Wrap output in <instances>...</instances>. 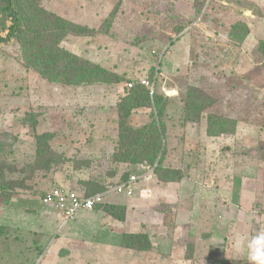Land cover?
Instances as JSON below:
<instances>
[{"label": "rangeland", "instance_id": "obj_1", "mask_svg": "<svg viewBox=\"0 0 264 264\" xmlns=\"http://www.w3.org/2000/svg\"><path fill=\"white\" fill-rule=\"evenodd\" d=\"M41 3L97 31L67 36L65 50L128 82L55 85L24 67L16 41L0 44V186L13 187L8 193L0 190V264H249L247 242L264 230V0ZM6 34L0 30V36ZM151 69L153 81L147 79ZM144 79L155 84L159 96L174 99L166 102L163 167L179 169L186 178L173 186L161 187L165 183L156 176L142 177L155 166L110 161L116 100L129 84ZM191 87L216 100L204 114L228 119L225 135L208 137L204 124L185 123ZM198 105L190 106L188 117H194ZM140 113L137 122L143 121ZM45 132L55 133L51 146L71 161L32 172L35 138ZM124 173L127 179L140 178L135 195L110 194L99 210L83 212L80 224L61 229L58 212L42 203L54 188L81 194L96 190L85 181L113 187ZM141 189L151 194L140 199ZM161 189L174 203L164 202ZM106 205L127 206L125 221L100 217ZM125 234L147 235L150 248L122 247ZM237 236L245 238L239 247Z\"/></svg>", "mask_w": 264, "mask_h": 264}, {"label": "trees", "instance_id": "obj_2", "mask_svg": "<svg viewBox=\"0 0 264 264\" xmlns=\"http://www.w3.org/2000/svg\"><path fill=\"white\" fill-rule=\"evenodd\" d=\"M41 2L42 0H0V30H7L5 37L0 36V44L6 45L16 41L21 48L23 65L27 70L33 71L50 83L63 87L114 86L128 82L123 75L65 50L62 42L67 36L87 37L96 34L97 31L75 24L46 10ZM233 30L234 27H232L231 39L236 37ZM243 40L244 38L239 39L238 42L241 43ZM153 78L154 71L151 69L147 79L153 81ZM191 93H199L198 96H200L197 97L198 99L190 97ZM190 96L186 97L184 103L185 119H187L185 123L199 122L204 112L214 105L216 100L197 92L195 87L190 88ZM166 102L171 100L159 96L156 91L152 93L139 81L125 91L116 104L117 141L111 162L115 165L155 166L154 173L158 181L169 184L179 183L186 176L184 177L179 169L163 167L168 135ZM197 104H199L198 110H195L194 117H191L193 115L188 117L190 106L197 108L195 106ZM142 109L150 111L151 121L140 127L132 126L130 123L132 114ZM228 123L229 120L226 118L208 114V136L225 135L223 128ZM235 131L236 126L231 134ZM55 138V133L51 132L36 135L38 156L32 172L49 171L71 161L53 149L51 142ZM127 177L128 174L124 173L119 183L126 181ZM85 182H90L96 189H88L81 193L85 197L103 193L101 191L108 187H105L101 180L92 179ZM0 190L8 193L13 190V187L2 184ZM99 209L100 206H97L94 210ZM103 211L119 222L125 221L127 209L124 206L106 205ZM144 244L150 248L149 239L145 234H125L122 237L124 248L143 251ZM190 257L186 255V258ZM218 264H225V262L218 261Z\"/></svg>", "mask_w": 264, "mask_h": 264}, {"label": "built area", "instance_id": "obj_3", "mask_svg": "<svg viewBox=\"0 0 264 264\" xmlns=\"http://www.w3.org/2000/svg\"><path fill=\"white\" fill-rule=\"evenodd\" d=\"M211 0H208L210 2ZM139 83L154 92L155 84L148 80H140ZM134 84H129L132 88ZM144 177V176H143ZM138 176H131L126 181L118 183L114 187L108 188L103 193H99L90 197H85L83 194L57 187L50 190L42 198V203L45 206L54 208L59 215L60 224L62 227L76 221L78 216L83 212L93 211L97 206L105 204V199L110 194H116L125 197H133L138 184ZM141 196H146L147 191L141 190Z\"/></svg>", "mask_w": 264, "mask_h": 264}, {"label": "crops", "instance_id": "obj_4", "mask_svg": "<svg viewBox=\"0 0 264 264\" xmlns=\"http://www.w3.org/2000/svg\"><path fill=\"white\" fill-rule=\"evenodd\" d=\"M115 86H119V85H114V86H109V87H115ZM123 95H124V94H123ZM123 95H122V96H123ZM120 97H121V96H120ZM120 97L117 98V100H116V104H117V102L119 101ZM168 98H169L170 100H174L172 97H168ZM116 104H115V107H116ZM146 110H147V109H146ZM137 112L140 113L141 110H137V111H135V112L132 114L131 118H130V123H131L132 126H134V127H140V126L146 125L147 123H149V122L151 121V119H150V113H149V115H148V114L146 115V113H140V115L143 116V121H142V122H137V121L135 120V117H137V116L139 117V114H137ZM208 114H210V113H208ZM208 114H207V115H208ZM145 115H146V117L148 118V120L145 119V117H144ZM207 115L204 114V116L200 119L199 122H195V123H193V122H187L186 124H187V125H188V124H191V125L204 124V127H205L204 130H205L206 135L208 136V134H207ZM139 119L141 120L140 117H139ZM203 122H205V123H203ZM168 124H169V123H167V132H168V130H169V129H168V126H169ZM115 129H116V130H115V135H114V140H113V145H112V148H113V149H112V152H111V155H110V161H111V156H112V154L114 153V151H115V147H116V141H117V125L115 126ZM208 137H209V136H208ZM212 138H219V137H212ZM126 166H128V165H126ZM140 166H141V168H145L143 165H140ZM131 167H132V165H131ZM146 168H147V167H146ZM146 168H145V169H146ZM143 176H144V177L147 176L146 178L151 180V178H153V176H156V175H155L154 171L151 172V173L148 171V172H146V173H143V174H142V177H143ZM118 183H119V182H118ZM118 183H117V184H118ZM117 184H116V185H117ZM176 184H179V183H169V184H167V185H169V186H173V185H176ZM116 185H115V186H116ZM137 185H138V184H137ZM160 185H162L161 187H163V185H166V184H160ZM169 186H168V187H165V186H164V187H165V189H168ZM113 187H114V186H113ZM108 188H110V186H108L107 189H108ZM107 189H106V190H107ZM106 190H105V191H106ZM141 190H145V191H147V195H146V196H141V195L139 194V196H140L139 198H140V199H143V198H145V197H148V196L151 194V192H150L149 190H147V189H141ZM141 190H139V192H140ZM169 194H170V193H169ZM177 194H178V192L175 191V189H174V195L177 196ZM109 196H110V195H108V196L106 197V199H105V204L108 203V202H107V198H108ZM160 196H161V198H163L164 202H166V203H170V204H171V203H174V199H172V198L170 197V195H168V193L166 192V190L164 191V190L161 189V195H160ZM172 196H173V195H172ZM165 198H166V199H165ZM105 204H104V205H105ZM122 206L126 207V208H127V211L129 210L127 206H125V205H122ZM47 207H48V206H47ZM49 208H51V207H49ZM53 209H54V208H53ZM84 213H88V212H84ZM84 213H81V214L78 216V218H77L76 221H74V222L68 224V225H67V228H69L70 225H73V224L75 225L76 223H77V224H80L79 222H81V221H80L79 218H80V217L82 216V214H84ZM94 213L100 215V214H101V211H97V212H94ZM103 213H104V212H103ZM104 215H106V214L104 213L103 215H100V217H102V216H104ZM59 224H60V223H59ZM60 226H61V224H60ZM64 227H66V226H64ZM64 227L61 226V229L64 228ZM45 250H46V251H45ZM47 250H48V248H47V249H46V248L44 249V251H43V255L41 256V257H42L41 262L44 260V258H45V256H46V253H47ZM53 258H54V257H53ZM52 262H53V261H50L49 264H53Z\"/></svg>", "mask_w": 264, "mask_h": 264}, {"label": "clouds", "instance_id": "obj_5", "mask_svg": "<svg viewBox=\"0 0 264 264\" xmlns=\"http://www.w3.org/2000/svg\"><path fill=\"white\" fill-rule=\"evenodd\" d=\"M245 241L244 237L237 236V246ZM247 258L249 264H264V230L258 232L247 242Z\"/></svg>", "mask_w": 264, "mask_h": 264}]
</instances>
